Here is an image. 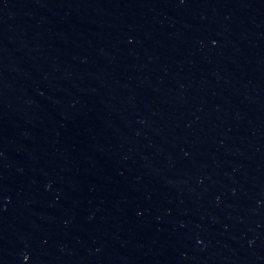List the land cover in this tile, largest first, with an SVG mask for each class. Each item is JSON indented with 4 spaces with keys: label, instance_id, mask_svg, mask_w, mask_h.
Segmentation results:
<instances>
[{
    "label": "water",
    "instance_id": "1",
    "mask_svg": "<svg viewBox=\"0 0 264 264\" xmlns=\"http://www.w3.org/2000/svg\"><path fill=\"white\" fill-rule=\"evenodd\" d=\"M0 264H264V0H0Z\"/></svg>",
    "mask_w": 264,
    "mask_h": 264
}]
</instances>
